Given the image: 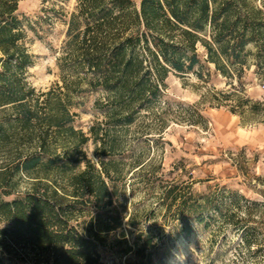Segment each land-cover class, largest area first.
<instances>
[{
    "label": "trees",
    "instance_id": "16d2710c",
    "mask_svg": "<svg viewBox=\"0 0 264 264\" xmlns=\"http://www.w3.org/2000/svg\"><path fill=\"white\" fill-rule=\"evenodd\" d=\"M21 1L0 0V107L11 108L33 149L0 171V258L8 256L9 264H101L100 232L114 228L84 216L119 199V171L102 160L118 147L109 130L101 134L100 125H93L89 135L75 130L72 96L86 91L85 82L87 91L105 94V102L96 100L95 105L107 117L106 124L124 126L134 122L137 109L156 100L169 72L194 71L200 62L199 42L207 50V63L225 77L231 76V68L240 76L249 55L257 70L264 69V0L259 7L255 0H141L139 7L132 0H77L59 58L62 70L75 79L64 78V90L45 93L42 101L25 82L33 61L22 43L17 15ZM207 30L208 41L201 38ZM236 107L231 111L242 118L248 111L264 114V105L249 99L238 100ZM0 140L7 139L0 134ZM91 140L100 167L81 148ZM58 144L63 156L56 153ZM70 162H83L85 168L75 173ZM19 174L33 179L30 188L5 199L16 194ZM193 184L174 179L161 190L160 206L171 227L168 238L179 224L188 232L191 221L205 229L222 222L242 231L246 247L257 242L256 230L264 232V210L257 226L250 225L258 203L243 208L241 218L243 196L237 191L207 186L206 192L197 193ZM128 224L136 225L131 216ZM134 240V247L125 250L133 253L132 264H163L168 245L158 234L150 231Z\"/></svg>",
    "mask_w": 264,
    "mask_h": 264
},
{
    "label": "rangeland",
    "instance_id": "374dc122",
    "mask_svg": "<svg viewBox=\"0 0 264 264\" xmlns=\"http://www.w3.org/2000/svg\"><path fill=\"white\" fill-rule=\"evenodd\" d=\"M132 1L139 7L141 0ZM76 3L77 0H25L18 4L17 15L24 31L22 43L33 61L25 71V82L34 88L40 101L45 93L64 90V78L75 79L62 70L59 58ZM254 4L259 7L262 1L255 0ZM209 36L208 30L201 34L207 41ZM196 50L200 62L194 71L184 75L169 72L156 100L147 108L137 109L132 124H106L107 117L95 105L96 100L105 102V94L87 91L85 82L82 88L86 91L72 96L71 125L75 130L89 135L93 125H100L101 134L109 130L118 147L102 160L113 163L111 167L119 171L115 180L119 199H114L110 207L84 216L86 221L97 217L96 224L114 228L112 232H100L101 264H132L133 253L126 254L125 250L134 247L139 234L150 231L167 242L163 264H264V232L260 230H256L257 242L249 248L243 243L241 230L222 222H211L205 229L191 221L188 232L179 224L174 236L168 238L171 227L165 222V207L160 206L159 197L162 188L174 179L194 182L197 193L206 192L207 186L213 191L220 187L237 191L243 196L241 218L246 206L258 203L253 206L252 228L260 221L259 211L264 210V114L248 111L242 118L231 111L241 99L264 105V69L257 70L249 55L240 76L231 68V76L225 77L215 65L207 63L202 43L196 45ZM21 129L11 108L0 107V134L7 139L0 140V171L11 167L19 155L31 153L32 142L25 139ZM95 146L91 140L81 148L87 159L100 167ZM56 149L63 156L64 149L59 144ZM137 162L145 166L135 168ZM70 164L75 173L85 168L83 162ZM14 182L16 194L5 199L26 192L33 179L19 174ZM129 216L135 226L128 224ZM7 257L1 256L0 264H9Z\"/></svg>",
    "mask_w": 264,
    "mask_h": 264
}]
</instances>
